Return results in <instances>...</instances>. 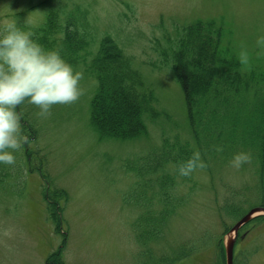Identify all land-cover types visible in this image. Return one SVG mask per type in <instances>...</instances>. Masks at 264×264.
<instances>
[{"label":"rangeland","instance_id":"rangeland-1","mask_svg":"<svg viewBox=\"0 0 264 264\" xmlns=\"http://www.w3.org/2000/svg\"><path fill=\"white\" fill-rule=\"evenodd\" d=\"M44 1L0 0V22L11 18L22 27L34 28L45 22L51 9L88 11L90 55L75 65L83 72V94L76 102L53 105L47 117L39 116L38 107L27 101L20 107L22 112L18 109L22 129L27 123L22 115L29 112L37 130V139L27 143L34 170L17 171L13 178L0 181V264H47V258L63 244V233L56 234L47 217L44 191L51 184L39 174L41 161L55 187L69 192L63 212L62 232L68 234L67 246L61 251L63 264H142L146 260L135 230L141 229V218L159 210L151 205L156 188L151 189L145 177L139 179V172L160 152L165 137L171 142L192 138L182 90L170 66L162 61L169 38L174 39L182 26L197 18H223L235 27L230 25L235 44H243L253 53L250 58L264 62V52L256 47L257 37L264 35V0ZM27 18L30 25L24 24ZM104 35L114 37L135 58V68L156 92L159 117H146L149 132L136 139L101 142L91 124L90 107L98 80L90 65ZM15 155L16 163L5 167L14 171L20 165L25 170L24 150ZM226 172H216L211 181L198 172L192 190L190 182L181 180L177 194L184 196L185 204L174 216L171 241L195 243L199 248L179 264H220L217 239H226L227 227L237 222L220 214L226 189H239L248 196L253 183L250 171L247 177L237 169L234 174ZM152 197L155 200L148 204ZM248 228L240 230L244 238L236 244L238 263L264 264V224Z\"/></svg>","mask_w":264,"mask_h":264},{"label":"trees","instance_id":"trees-1","mask_svg":"<svg viewBox=\"0 0 264 264\" xmlns=\"http://www.w3.org/2000/svg\"><path fill=\"white\" fill-rule=\"evenodd\" d=\"M52 1L45 0L42 4H51ZM88 14V11L81 10L69 12L65 7L51 9L45 22L32 28L34 38L46 49H58L61 56L75 67L90 55L91 35L86 31ZM16 16L22 17L23 14ZM230 25L223 18H197L182 26L174 39L169 38L170 45L164 49L163 65L170 66L172 78L182 90L192 138L171 142L168 136L165 137L159 155L151 157L148 168L139 172V179L145 177L150 181L151 189L156 188L153 194L156 200L152 197L147 203L155 200L151 205L159 210L156 215L141 218L142 227L138 232L135 230L146 260L142 264H179L198 250L195 243L178 245L171 241L174 216L185 204L184 196L177 194V188L182 180L190 182L192 190L198 172L205 173L210 181L216 172L227 173L228 169L234 174L230 161L235 153H250V162L237 172L247 177L250 171L253 183L247 189L248 196L239 189L234 191L225 187L227 197L223 202L225 205L219 208L220 214L224 212L234 218L233 221H238L251 208L264 207V62L250 58L247 66L240 64V47L234 42L231 29L234 26ZM96 50L90 70L98 80V87L90 110L91 124L99 141H126L148 134L146 117L150 120L159 117L154 104L157 99L155 90L146 84L141 71L135 68V58L127 54L114 37L104 35ZM252 54L249 52L250 57ZM20 107L22 105L18 107L22 112ZM22 117L27 121L22 130L28 136V142H33L37 139V130L29 120V112ZM27 143L22 146L26 169L22 170L19 165L18 170L11 171L0 164V181L6 176L13 178L17 171L26 174L34 170L29 160L32 150L28 149ZM195 151L200 152L205 167L190 176H180L179 164ZM45 166L41 161L38 168L41 176L51 184L44 191L47 217L54 232L63 233L62 246L47 258V264H63L61 251L65 250L68 240L67 232H62L66 224L63 212L69 201V192L55 187ZM127 170L133 171L132 168ZM256 223L264 224V216L254 218L243 229ZM242 234L239 232L238 245L244 238ZM217 241L220 245L219 263L226 264L224 239L218 238ZM234 264H241L236 254Z\"/></svg>","mask_w":264,"mask_h":264},{"label":"clouds","instance_id":"clouds-1","mask_svg":"<svg viewBox=\"0 0 264 264\" xmlns=\"http://www.w3.org/2000/svg\"><path fill=\"white\" fill-rule=\"evenodd\" d=\"M30 25L27 18L24 23ZM31 27L18 25L16 19L0 22V164L14 165L15 153L28 142L23 133L18 107L26 101L38 107V115L47 117L53 105L71 104L83 94L80 82L83 72L67 62L58 49H46L34 38ZM264 52V35L256 39ZM259 54V53H258ZM242 66L250 61L242 44L238 52ZM247 152L235 153L230 161L234 169L250 162ZM199 151L178 166L180 176L187 177L204 168Z\"/></svg>","mask_w":264,"mask_h":264},{"label":"water","instance_id":"water-1","mask_svg":"<svg viewBox=\"0 0 264 264\" xmlns=\"http://www.w3.org/2000/svg\"><path fill=\"white\" fill-rule=\"evenodd\" d=\"M259 216H264V207L257 206L250 209L227 233V237L224 239L226 264H234L235 245L240 229Z\"/></svg>","mask_w":264,"mask_h":264}]
</instances>
